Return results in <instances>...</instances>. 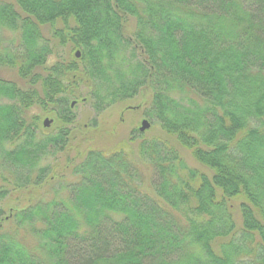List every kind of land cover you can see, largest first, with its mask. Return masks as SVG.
<instances>
[{
  "label": "trees",
  "instance_id": "16d2710c",
  "mask_svg": "<svg viewBox=\"0 0 264 264\" xmlns=\"http://www.w3.org/2000/svg\"><path fill=\"white\" fill-rule=\"evenodd\" d=\"M15 2L23 15L0 4V30L11 33L0 37V64L33 90L0 80V168L29 193L53 181L54 196L6 218L0 209V264H264V0ZM128 17L136 20L132 37ZM71 19L69 38L56 24ZM45 26L81 55L42 75L52 55ZM71 85L87 89L83 101L98 114L149 92L146 118L213 177L168 141L151 139L139 145L141 163L120 143L89 150L72 181L48 179L51 167L38 162L49 148H64V136L38 141L21 116L33 99L70 114L63 93Z\"/></svg>",
  "mask_w": 264,
  "mask_h": 264
},
{
  "label": "rangeland",
  "instance_id": "374dc122",
  "mask_svg": "<svg viewBox=\"0 0 264 264\" xmlns=\"http://www.w3.org/2000/svg\"><path fill=\"white\" fill-rule=\"evenodd\" d=\"M5 3L15 6L17 11L23 15L17 7L15 0H0V4ZM75 26L76 24L72 19L68 21L67 26L62 21H58L56 30L63 31L70 38V31L75 28ZM135 28L136 20L133 17H128L125 26L126 35L132 37ZM42 34L44 40L47 41L52 49V55L48 57L46 65L38 70L40 74L45 75L47 74V70L51 67L58 64L68 65L74 60L78 49H76L72 41L68 39L63 41L55 37L54 31L50 26L42 27ZM4 36H6L5 39L8 40L11 37V33L6 30H0V37L4 38ZM9 45L10 44H7L3 47H9ZM132 53L140 58L141 53L139 50L136 51L132 50V48H128L127 54L131 55ZM0 80L15 83L23 91L33 90V85L22 79L18 74V70L14 67L0 64ZM80 86L81 85H71L68 87L66 93H63L64 96L70 97V103L72 101L74 103L72 109H69L70 114L68 112L64 115L60 113V108L53 102H46L42 105V103L38 102L36 99H33L34 102L29 108H24L23 110L21 118L26 128L25 133L27 130L30 131L31 135L38 141L42 140L45 136H64V148L60 150L49 148L44 151L38 162V168L51 167L52 171L48 179L49 177L51 179L54 176L57 177L61 175L59 178L63 177L64 181L70 179V181H72V167L76 163H79L89 150L108 151L112 150L120 143L123 144L124 149L130 154V157L134 161L141 163L138 157L139 145L144 140L151 139L168 141L179 151L181 157L190 167L205 173L209 178L213 177L214 173L211 170L199 164L193 158L191 150L184 148L175 137H171V135L166 133L154 120L146 118L145 105L149 103L151 99L149 92L142 91L134 99L115 104L107 108L101 114H98L91 103L83 101V97H86L87 89ZM37 87L40 88V85ZM2 102L5 104L15 103L8 100H3ZM129 108H140V110L128 111ZM143 118L150 121L151 127L141 133L139 128L141 127ZM45 120L50 121L48 127L44 126ZM25 133L23 132L21 136H18L12 144L9 143L8 148L12 149L13 146L21 143L25 139ZM143 169L145 174L149 176L148 182L151 184V170L149 166L143 164ZM12 176H14V174L10 173L9 169L6 171L0 168V188L6 190L5 198L0 201V209L3 212L2 218L12 215L15 210L27 207L30 203H36L42 198L50 200L54 196V190H52L51 187L48 188L53 181L41 185L42 191L39 190L35 193H29L31 187H20ZM31 199H33V201H31ZM241 202L243 201L239 200L234 202L235 209H239ZM19 235L25 237V232H19Z\"/></svg>",
  "mask_w": 264,
  "mask_h": 264
},
{
  "label": "water",
  "instance_id": "95a60500",
  "mask_svg": "<svg viewBox=\"0 0 264 264\" xmlns=\"http://www.w3.org/2000/svg\"><path fill=\"white\" fill-rule=\"evenodd\" d=\"M80 51L76 52V58H80ZM74 105V103L72 104V106ZM50 124L49 120H45L44 122V126L48 127ZM151 127L150 123L147 120H144L141 123V128H140V132H145L146 130H148Z\"/></svg>",
  "mask_w": 264,
  "mask_h": 264
},
{
  "label": "flooded vegetation",
  "instance_id": "af4514ba",
  "mask_svg": "<svg viewBox=\"0 0 264 264\" xmlns=\"http://www.w3.org/2000/svg\"><path fill=\"white\" fill-rule=\"evenodd\" d=\"M137 109L140 110L139 108H129L128 111H137ZM144 119H146V118H143V120H144ZM143 120H142V121H143Z\"/></svg>",
  "mask_w": 264,
  "mask_h": 264
}]
</instances>
